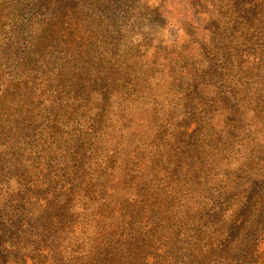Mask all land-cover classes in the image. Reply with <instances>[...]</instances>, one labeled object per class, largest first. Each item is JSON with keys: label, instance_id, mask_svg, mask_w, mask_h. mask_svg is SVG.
<instances>
[{"label": "rangeland", "instance_id": "1", "mask_svg": "<svg viewBox=\"0 0 264 264\" xmlns=\"http://www.w3.org/2000/svg\"><path fill=\"white\" fill-rule=\"evenodd\" d=\"M60 1L65 3L66 10L68 7L69 16L65 19L68 23L65 32L57 35L58 39L54 37L48 41L46 49V53L51 55L50 67L55 69L50 76L51 89L43 75L30 76L32 72L28 67L17 69L10 77L4 75V67H0V99L10 90L12 96L11 102L7 100L0 109V127L3 129L0 132L10 128L15 130H8L15 134L10 142L0 140V160L8 167L2 171L6 183L0 185V203L15 184L10 180V173L16 167L12 156L15 147L11 141L23 132L29 122L36 124V132L43 131L41 146L47 152L43 158L49 159L44 163H50L54 159L53 153H66L69 145L64 140H68L74 122L78 126L76 134L79 137L76 147L84 149L89 156L88 174L93 170L92 165L106 158L122 173L119 183L109 185L108 191L112 196L108 200L120 199L122 204L129 203L134 211L133 220L149 217V209H142L147 201L143 199L148 196L146 192H164L167 178L174 171H185L190 165L192 155L189 149L193 144L205 145L198 136L193 140L188 138V129L198 131L202 126L184 127L183 111L191 98L196 97L187 87L189 78L194 72L205 70L201 67L206 68L207 62L203 59L207 58L214 61L224 57L222 60L228 67L222 71L224 75L227 73V81L233 79L235 84H247L250 92L243 99L248 101L242 104L252 112L247 110L245 118H237L232 125L234 128L223 139V125L215 129L204 127L203 138L220 136L222 142L214 155L203 153L199 156L202 149L199 150L197 159L203 164L205 176L210 179L212 188L216 182L223 181L218 190L228 195L230 186L225 184L227 171L221 176L216 174L221 163L226 168L229 163L239 162L248 148L254 150L259 165H264V86L262 89L257 87V83H263L264 70L262 73L255 69L247 74V79L244 77L240 67L252 66L246 60L249 45L244 41L242 29L232 31L233 26L237 27L238 13L247 8L245 4L242 6L244 0H83L92 6V11L84 17V9L76 7L81 0ZM261 3L264 2L259 0L258 4ZM261 35L264 36V27ZM228 59L233 60L234 69L229 67ZM211 64L212 70L210 66L206 70L213 74L214 79L204 77L207 81L205 97H218L221 80L217 73L221 65L218 62L217 66ZM76 70L81 71L86 88L72 94L70 91L80 82ZM250 75L261 79L256 83ZM39 80L41 83L36 93L30 95L26 87ZM49 91L53 100H49ZM40 101L45 104L39 106ZM206 104L205 99L203 106ZM27 107H30L27 120L21 123V110ZM213 116L220 119V115ZM90 117H94L90 127L97 132L91 137L80 135L86 131ZM248 133L252 135L245 139ZM238 134L239 139L231 145ZM88 139L95 143L93 153L87 152ZM19 141L22 142V136ZM151 175L156 176L155 181H151ZM184 202L180 204L179 211L176 200L169 195L160 204V212L155 215L152 225L158 219L184 223L185 219L196 218L202 212L212 219L208 226L210 229L218 213L210 211L211 206L216 205V211L225 207L211 196H200L194 189ZM161 226L157 225L158 229H163ZM169 234L164 226L162 237ZM261 239H264V232L259 238L258 248L263 247Z\"/></svg>", "mask_w": 264, "mask_h": 264}, {"label": "trees", "instance_id": "2", "mask_svg": "<svg viewBox=\"0 0 264 264\" xmlns=\"http://www.w3.org/2000/svg\"><path fill=\"white\" fill-rule=\"evenodd\" d=\"M244 1L242 6L245 4L247 8L238 13L237 27L233 26L232 31L242 29L245 32L243 38L249 45L246 60L252 66L240 69L247 79L251 71L264 70V36L261 35L264 3L258 4L259 0ZM80 2L76 7L84 9V17L92 11V6L83 0ZM64 4L60 0H0V67H4V75L10 77L17 69L28 67L32 72L30 76L43 75L47 87L51 89L50 76L55 69L50 67L51 55L46 53V49L48 41L62 35L67 28L65 19L69 12ZM55 21L61 22L54 24ZM222 58L214 61L203 59L207 65L201 69L205 70L194 72L187 86L196 97H192L189 105L184 107V127L202 126L198 131L188 129L187 134L192 140L195 136L200 137L205 145L193 144L189 149L192 155L190 165L185 171H174L167 178L164 192H146L148 196L143 199L147 201L142 209H149L150 216L141 217L139 221L133 220L134 211L129 203L122 204L120 199L108 200L112 196L108 191L109 185L119 183L122 176L115 163L103 159L92 165L93 170L88 174L89 156L84 149L76 147L79 137L76 134L78 126L74 122L68 140H64L69 145L66 153H53V158L58 161L53 159L50 163H44L49 159L43 158L47 155L41 146L43 131L36 132V124L29 122L23 132L11 141L15 147L12 156L16 167L10 173V180L15 184L12 188L10 186L11 190L9 188L6 198L0 203V264H264V251L258 254L264 249V243L262 248H258L259 238L264 232V165H259L254 150L248 148L239 162L229 163L226 168L221 163L216 174L221 176L227 171L225 184L230 186L227 195L218 190L223 181L216 182L212 188L203 164L197 159L200 149L202 153L199 156L203 153L214 155L213 152L222 143L220 136L203 138L205 126L215 129L223 125V139L234 128L232 125L237 118H245L246 111L250 110L243 105L248 101L243 98L249 95L250 89L245 83L235 84L233 79L227 81V73L224 75L222 71L226 61ZM217 62L221 65L217 73L222 83L219 81L218 85L221 90L218 97H205L207 81L204 77L214 79L210 63L217 66ZM229 63V67L234 69L232 59ZM209 66L210 71L206 70ZM76 71L80 82L70 91L72 94L86 88L81 71ZM250 77L255 78L256 83L261 79L256 75ZM262 81L257 83L260 89L264 86V79ZM40 83L39 80L26 87L30 95L36 93ZM10 93L11 90L0 99V109L7 100L11 102ZM48 97L53 100L51 91ZM205 99L207 104L203 106ZM49 100L46 99V102ZM44 104L40 101L38 105ZM29 109L21 110V123L27 120ZM213 115H220V119L216 120ZM93 120L94 117L88 119L86 131L80 135L91 137L97 132L90 127ZM0 130H3L2 127ZM8 130L15 131L10 128L0 132V140L10 142L9 139L14 138L15 134ZM251 135L248 133L245 139H250ZM20 136L22 142L19 141ZM238 139L239 134L231 145ZM226 140L229 141L228 138ZM94 145L88 139L87 152L93 153ZM7 168L6 163L0 160V185L6 183L2 171ZM155 179L156 176L151 175V181ZM191 189L200 196H211L220 204H225L220 211H216V205L211 206L210 211L214 214L218 212L212 228L208 229L211 217L202 212L196 218L185 219L184 223L158 219L152 225L155 215L160 212V204L169 195L176 200L177 210L180 211V204H185ZM157 225H162L163 229H158ZM164 226L170 233L168 237H162ZM261 241L264 242V239Z\"/></svg>", "mask_w": 264, "mask_h": 264}]
</instances>
